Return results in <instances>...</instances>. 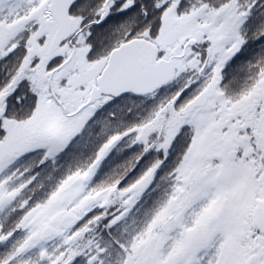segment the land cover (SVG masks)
Here are the masks:
<instances>
[{
    "label": "snow or ice",
    "instance_id": "snow-or-ice-1",
    "mask_svg": "<svg viewBox=\"0 0 264 264\" xmlns=\"http://www.w3.org/2000/svg\"><path fill=\"white\" fill-rule=\"evenodd\" d=\"M0 264H264V0H0Z\"/></svg>",
    "mask_w": 264,
    "mask_h": 264
}]
</instances>
